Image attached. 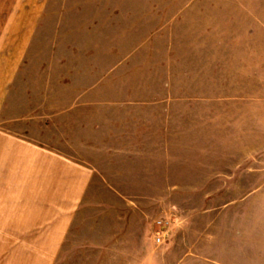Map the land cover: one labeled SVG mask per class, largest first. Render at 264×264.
Returning a JSON list of instances; mask_svg holds the SVG:
<instances>
[{"label":"rangeland","instance_id":"374dc122","mask_svg":"<svg viewBox=\"0 0 264 264\" xmlns=\"http://www.w3.org/2000/svg\"><path fill=\"white\" fill-rule=\"evenodd\" d=\"M262 8L0 0V130L90 171L61 227L0 223V264H264Z\"/></svg>","mask_w":264,"mask_h":264},{"label":"crops","instance_id":"0c3cea01","mask_svg":"<svg viewBox=\"0 0 264 264\" xmlns=\"http://www.w3.org/2000/svg\"><path fill=\"white\" fill-rule=\"evenodd\" d=\"M17 61L1 68V88L13 79ZM89 177L87 168L54 149L0 130V223L61 227L80 205Z\"/></svg>","mask_w":264,"mask_h":264},{"label":"built area","instance_id":"2783aa9c","mask_svg":"<svg viewBox=\"0 0 264 264\" xmlns=\"http://www.w3.org/2000/svg\"><path fill=\"white\" fill-rule=\"evenodd\" d=\"M161 236H162L161 233L160 234H155V237H154L155 241L156 242H160L161 241Z\"/></svg>","mask_w":264,"mask_h":264}]
</instances>
